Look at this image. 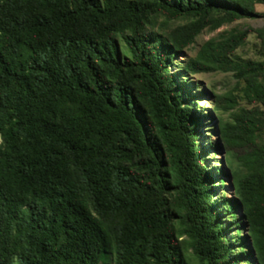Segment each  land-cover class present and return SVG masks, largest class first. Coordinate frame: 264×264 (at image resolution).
Returning a JSON list of instances; mask_svg holds the SVG:
<instances>
[{
	"label": "trees",
	"instance_id": "16d2710c",
	"mask_svg": "<svg viewBox=\"0 0 264 264\" xmlns=\"http://www.w3.org/2000/svg\"><path fill=\"white\" fill-rule=\"evenodd\" d=\"M256 5L0 0V264H264V27L257 59L236 28L184 53ZM214 72L204 146L189 80Z\"/></svg>",
	"mask_w": 264,
	"mask_h": 264
},
{
	"label": "rangeland",
	"instance_id": "374dc122",
	"mask_svg": "<svg viewBox=\"0 0 264 264\" xmlns=\"http://www.w3.org/2000/svg\"><path fill=\"white\" fill-rule=\"evenodd\" d=\"M253 11L256 14H259V16L253 19H243L231 24L224 25L215 31H203L202 34L196 38L195 43L184 53L188 56H193L199 49L200 45L205 41L216 37L223 31H228L232 28H236L240 31H246L248 34L245 43L235 51V55L243 60L257 59L258 40L255 36L254 30L264 27V5H256ZM183 57L184 55L178 57L177 68L180 67L181 63H183ZM177 68L174 67L171 71L175 72ZM189 82L196 84L199 89H204L207 91L205 96H199L193 104L194 111L196 112L198 117H200V132L203 136L201 143L204 146H207L209 142L216 143L218 141L216 136V126L218 119L227 120L230 116L229 111L213 109L215 104V96L225 95L233 88L235 81L230 74L214 72L190 77ZM222 104L225 105L224 102H222ZM206 164L208 168H213V170L215 167H217L218 169L225 168L224 150L209 149L208 153L206 154ZM224 181L225 182L223 184V188L217 189L218 197L222 194L226 199L234 200V197L232 195L233 188L230 183V178H227ZM243 233L244 234H242V237H246L247 233ZM227 238L229 240L231 238V235L228 234ZM101 264H109V259H103Z\"/></svg>",
	"mask_w": 264,
	"mask_h": 264
}]
</instances>
